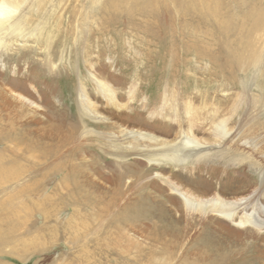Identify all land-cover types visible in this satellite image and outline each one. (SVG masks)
I'll list each match as a JSON object with an SVG mask.
<instances>
[{"label":"bare ground","instance_id":"bare-ground-1","mask_svg":"<svg viewBox=\"0 0 264 264\" xmlns=\"http://www.w3.org/2000/svg\"><path fill=\"white\" fill-rule=\"evenodd\" d=\"M117 1L119 2V0H110L108 9L112 15H106L108 16L106 20L115 23L118 27L125 28L131 25L133 29L136 26L134 24L136 15L133 14L135 12L133 9L128 12L130 15L132 14V17H129V14L124 10L119 14L117 10H120L121 6L116 4ZM165 1L146 0L142 5L144 14H147V29L148 32H152V35L167 39L169 37L175 38V36L181 34L180 32L178 33V28H182L185 34V42L182 41L184 48H188L190 45L194 48L197 47V44L201 45L194 52L196 59L209 60L210 62L212 61L211 63L213 61L223 62V71L227 73L229 70H234L236 65L240 66L242 64L248 65L251 68L261 69L264 64V58H262L263 48L261 49L262 46L258 43L261 39L256 42L258 38L253 39L252 37L253 35L257 36L256 34L262 31L264 27V10L254 14L257 17L256 21L246 31L245 40L247 42L242 49L246 50L248 54H240V56L236 57L237 55L233 54L234 52L228 51V47L224 49L223 46L225 44L221 45L223 47L221 51H227L226 53H218L217 50H211V48L202 45L201 37L193 33V30H198L202 24L198 26L191 20H186L187 23L185 22V25H181L174 20L177 16L178 20L180 17L185 18L192 14L197 16L195 21L211 19L218 24L219 20L224 18L223 16L225 15L221 13L222 10L229 8L226 7V4L232 5V2L236 0H206L205 3L203 0H174V9ZM245 1L247 0H244V2L242 0V3L246 4ZM25 3V0H0V68L5 75V78L0 81V193H2L0 195L4 194L6 196V199L2 198L0 211L3 213L7 212V219L5 217V219L0 218V224L4 225L8 222L11 226L8 229V234H3L0 231V247L19 242L22 243L23 253L28 254V256L35 252H43L46 249L45 245L47 241L44 242L42 239H37L34 242L32 240L31 242L33 243H27L22 238L13 239L23 221L28 222V219L31 218L30 216L41 212L42 223L40 225V220H37V225H40L36 229L37 232H48L52 241L58 242V234L63 238L67 234H71L70 232L73 228L70 223L71 219L77 215L80 216V210L77 207L87 206V215H90L89 212L91 210L92 212L97 211V215L102 220H104V215H108L110 209L113 208L116 212L110 221L100 228L103 235H108L111 230H114L112 231L113 234H110L112 236L109 238H111V246L113 247L110 254L117 258L115 264H139V257L145 259L146 264H155L156 255L164 252L168 255V258L173 257L175 259L178 257L179 250L183 249L181 243L175 244V239L181 237L182 241L185 239L186 245L191 240L194 243L186 252H183L179 256V264H264V247L250 243L229 244L217 240L208 229L209 226L200 228L201 223L198 221V218L201 220L206 216L213 215L221 222L228 223L233 227L248 228L250 233H255L259 236V243H264L263 192L258 193L246 188V186H237L234 181L228 180L224 183L226 186L223 185L224 191L211 193V191L201 190L198 187H195L196 190L187 189V187L185 188L182 185L173 183L170 177H166L165 180V176L160 175L159 178L164 181L165 188L169 192L167 195L162 194L163 191L158 195H154L153 193L145 192L149 188L148 185L154 186L151 182L154 177L152 179L147 178L151 174L152 169L133 170L131 163L122 164L120 162L124 158L135 156L138 157V160L150 164L151 167L156 166L170 169L176 166L175 169L179 168L181 172L188 174L190 173L189 170L193 169L195 171L200 164L201 168H210L209 170L212 171V166H225L229 160L231 161L235 156V148L252 149L255 153L256 151H261L260 153L263 152L264 154V131L263 133H258L259 138L258 136L255 137L257 134L256 130L252 133L246 132L243 129H235L231 126L237 117L235 112L228 115L222 114L219 107L216 106L214 108L199 110L194 107L191 97L186 99L177 98L174 92L177 89L174 88V91L169 93L170 95L165 94L166 96L162 100L161 107L154 106L156 107L154 108L152 105L153 108H149L150 104H148L147 98L141 94L142 81L140 79H136L129 86L127 85L125 94H123L120 88H116V86L101 80L93 74H91V78L99 92L98 95L105 102V107L113 112L110 113V117L98 112L94 103L87 98L84 91L85 88L79 86L76 87L78 110L76 117H65L64 113H61L62 116H56V118L60 117L57 119V122L51 119L44 123L39 118L44 115V110L38 103L39 101H37V95L34 92L36 89L33 87L34 89L32 88L30 89L31 91H27L28 85L24 79L18 81L17 87L11 86L9 84L10 79H8L10 75L7 71V65L10 62L18 60L23 62V65L32 64V58L29 54L27 56V52H29L28 48H13L12 46L13 39L17 38L18 40L22 38L24 28L27 26L25 14H22ZM188 9L191 11L187 14ZM173 10L180 12L172 13ZM163 11L166 14L164 17L162 14L160 15ZM148 13H151V15ZM73 22L70 21L67 24L68 30L72 27ZM23 37H25V34H23ZM220 41L225 40L222 38ZM174 54H176V51H173ZM52 63H49V68L54 67ZM32 65H34V62ZM32 68V66H28L25 70L28 69L27 72H30ZM136 78H139V76ZM169 86L168 88H170ZM29 92L30 96L28 95ZM122 96L124 102H122L123 100L120 102L119 98H122ZM167 97H170V99ZM138 101L139 103L142 102L141 107L148 113L150 119L167 122L178 127L177 140L173 144H168L170 141L167 143L161 137L157 138L151 133L137 129V126L125 112L136 111V109H132L131 107ZM62 110L66 112L65 108ZM135 113H138L137 115L139 116V112ZM87 118L90 121L92 119H104L102 123L93 122L96 123L95 125L99 129L104 130L99 134L96 132L97 135H100L98 140H96L103 146L111 148L109 151L113 152L116 158L122 159L120 161L116 160V164L113 163L115 170L111 173L110 179L113 184L110 182L111 185L104 188V191L108 190L106 194L109 198L107 196H96L87 192L89 184L91 187L94 186L92 180H87L88 165L84 163L85 160L73 163L82 151L87 150V143L91 142L90 140H95L90 137L95 132H87ZM106 132H109L110 135ZM204 135H207V137L205 138ZM119 141L127 142L131 145L126 149L123 148L125 151L120 152L118 148L120 145ZM155 141L162 142L161 149L157 148L155 153L148 151L137 153L136 148L133 147V143ZM116 146L117 148H115ZM245 161L239 160L238 163L233 161V164L231 163L230 166L239 167ZM249 169L255 171L260 181L264 182V166L251 162L249 163ZM116 171H118V174H115ZM59 174L64 177V184L57 186L53 181H56L54 178ZM127 176L128 179L126 180ZM146 178L150 180L148 184L143 183ZM71 180L73 181L72 184L69 183ZM47 183H53L54 185L49 195L47 193V196L43 197L42 193L48 190L49 187L46 186ZM101 188L103 189V186ZM42 198L44 203H41ZM28 204H31V206L28 207ZM61 213L67 215L64 221L66 226L63 227L60 223V231L58 233V231L55 232V227L51 230L50 224L56 223L57 220L59 221ZM154 213H159L157 215L160 217L168 216V219H170L169 226L160 223V226L152 229L147 236L142 235L143 240L136 239L127 234L130 231L139 234V232L135 231L137 230V225H143L146 222L144 219L148 218V215L152 216ZM175 213H178V216ZM92 214L95 213H91L89 218ZM23 216H25V219L22 221ZM115 221L118 225L113 227ZM80 222L81 225L86 224L82 220ZM84 226L85 228L87 227L86 225ZM171 226L174 229H170ZM202 231L206 232L207 235L202 236ZM85 234H87L86 231L80 237L85 239L88 236ZM95 236V244L100 249V236ZM166 238L168 239L166 240ZM77 239L76 236L72 239H66L65 244L60 245L59 248L63 247L62 250L65 254L68 252L70 254L71 249L74 251L71 255H67L69 257L66 260L76 259L75 253H81L85 249L82 246L78 248L75 246L74 249L67 248V245L70 243L77 245Z\"/></svg>","mask_w":264,"mask_h":264},{"label":"rangeland","instance_id":"rangeland-1","mask_svg":"<svg viewBox=\"0 0 264 264\" xmlns=\"http://www.w3.org/2000/svg\"><path fill=\"white\" fill-rule=\"evenodd\" d=\"M25 1L26 3L24 4L22 12L23 15L25 14L24 16L27 19V26H25L23 33L25 34V37H23L22 34V38L18 40L17 38L13 39L12 46L13 48H28L29 52H27V56L29 54L32 58V64L34 62V65H23L24 63L18 60L10 62L9 65H7V71L10 75L8 79H10L9 84L11 86L17 87L16 85L18 81L20 79H24L27 81V91H31L30 89L33 87L36 89L34 92L37 95V101H39L38 103L44 110V115L39 118L44 123L50 121L51 119L54 120V122H57V119L60 117L56 118V116H62L61 113H64L65 117H76V113L78 111L76 87L79 86H83L85 88L84 91L87 98L94 103L98 112L104 114L105 116H109L110 113H113L105 107V102L98 95L99 92L97 91L94 81L91 78V74H93L101 80L116 86V88H120L121 93L123 94H125V89L129 86V84H132L136 79H140L142 81L141 94L147 98L148 104H150L149 108L152 107V105L153 107H161L162 100L166 96L165 94H169L173 92L174 89H177L174 91L177 98L186 99L191 97L194 107L199 110L214 108L216 106L219 107L222 114L228 115L235 112L237 117L234 122H232L233 125L231 124L233 128L239 130L243 129L246 130V132L252 133L256 130L257 134L255 137L258 136V133H263L264 64L261 67L262 70L259 68H251L245 64L240 66L236 65L235 69H232L233 71L229 70L227 73L226 71H223V62L213 61V63L216 64L215 65L209 60H207V62L206 60L203 61L199 58L196 59L194 52L198 49V47H201V45L197 44V47L195 48L191 45V48H184L182 42L185 39V34L183 33L184 29L178 28V33L180 32L181 34H178L175 38L169 37L168 39L164 37L160 38L154 34L152 35V32H148L146 23L147 14L145 15L143 12L144 10L142 9V5L146 0H119L120 3L118 1L116 3L121 6V9L117 10L119 14L123 12V10L126 11L127 14H129L128 12L132 9L135 12L133 14L136 15L134 18V24L136 26L133 27V29L131 25L123 28L116 26L115 23L109 20H106L108 17L106 15H112L108 9V6H110V0ZM203 1L205 3L206 0ZM165 2H168L167 4H169L170 7L172 6V9H174V0H166ZM245 2L246 4L242 3V0H236L232 2V5L227 3L226 7L229 8L222 10L221 13L225 15L223 16L224 18L219 20L218 24L211 19H205L206 21H195L197 16L192 14L185 17L186 19L184 17H180L177 20V16L174 20L181 25H185V22L187 23L186 20H191L198 26L199 24H202L198 30H193V33L201 37L202 45L207 48H211V50H217L218 53H226L227 51L221 50L223 47L224 49L228 47V51L234 52L233 54L238 57L240 54H248L246 50L242 49L247 42L245 40L246 31H248L252 27V24L256 21L257 17H255L254 14L258 11L264 10V0H247ZM166 10L168 11V9ZM189 11L191 10L188 9L187 14ZM140 12H142L143 15ZM164 12L165 11L160 13L163 17L166 15ZM173 12L178 13L180 11L173 10L172 13ZM151 13L148 14L151 15ZM131 15L129 14V17H132ZM70 21L74 22L72 27L68 30L67 24ZM256 35L257 36L253 35L252 38L256 39L257 37L258 40H256V42L261 39L258 43L261 44V49L263 48L262 58H264V27L262 31L258 32ZM176 38L178 39L174 40ZM222 38L225 41H220ZM221 45L224 46L222 47ZM173 51H176V54L173 55ZM181 51L183 52L181 53ZM51 62H53L52 64L54 67L49 68L48 65ZM28 66L33 67L30 72H27L28 69L25 70ZM25 75L27 76L24 77ZM138 76L139 78H136ZM4 78L5 75L2 73V69L0 68V81ZM168 86L170 88H168ZM29 94L30 92L28 95ZM167 98L170 99V97ZM119 99L120 102L121 100L124 102L123 96ZM141 103L138 101L132 105L131 108L136 109V111L125 112L137 126V129L151 133L157 138L161 137V139H164L167 143L170 141L168 144H173V142L177 140V132L179 131L178 127L174 124L150 119L148 113L142 109ZM58 105L62 109L65 108L66 112H64L60 107L58 108ZM57 111L59 112L57 113ZM135 112H139V116L137 115L138 113ZM129 113L133 114L131 115ZM92 120L90 121V119L87 118V132H95L92 136H90L95 140H90L91 142L87 143V150L82 151L81 154L75 158L74 162H72L79 163V161L85 160L84 163L88 165L87 180H92L94 184L93 187H91L90 184L87 186V192L96 196L105 197L107 196L106 192H108V190L104 191V188L108 187L112 183L110 181L111 173L115 170L113 168V163L116 164L118 160L120 161L122 159L116 158L113 152L109 151L111 148L103 146L97 141L100 136L97 134L103 132L104 130L102 131V129H99L95 125L96 123L93 122L97 121L102 123L104 122V119ZM203 123L205 124V122ZM106 133L110 135L109 132ZM200 136L203 137L202 135ZM204 137L206 138L207 135H204ZM209 140L211 139L209 138ZM119 144L118 148L120 149V152L125 151L124 149L130 147L131 145L130 143L128 144L127 142L121 141H119ZM161 145L162 142L158 141L133 143V147L136 148L137 153H145L143 151L155 153L156 149L160 148ZM115 148H117V146ZM121 148L124 149L122 150ZM234 150V158H232L231 161L229 160L225 166H212V171H210V168H201L199 164V167L197 166L198 168H196L195 171L193 169L189 170L190 173L188 174L186 172H181L179 168L175 169L176 166L170 169L156 166L151 167L150 164L138 160V157L135 156L126 159L124 158L120 162H122V164L131 163L133 170H140L143 168L152 169L151 174L147 178L152 179L154 177L151 181L154 186L148 185L149 188L148 190H145V192H150L154 195H158L161 191H163L162 194L166 195L169 192L167 188H165L166 185L164 184V181L159 178L160 175L165 176L164 179L166 177H170L173 183L182 185L185 188L187 187V189L191 188L196 190L198 187L201 190L211 191V193L220 192L225 190L223 187V185H225L224 183L228 180H232L237 186H246V188H249L250 190H254L258 193H264V182L260 181L259 176L255 171L249 169V163L251 162L264 166L263 152L260 153L261 151H256L255 153L252 149L244 150L239 148H235ZM239 160L246 161L239 167H235L233 165V167L230 166L231 163L233 164V161L238 163ZM115 174H118V171H116ZM147 178L143 183L148 184L150 182ZM54 179L56 180L53 181L55 185L58 186L64 184V177L62 175L59 174ZM127 179L128 176L126 180ZM72 182L73 181L71 180L69 183L72 184ZM53 183L46 184V186L49 187L48 190L44 191H47L46 193H42L43 197L47 196V193L49 195L54 185ZM102 186L103 189L101 188ZM3 196L4 194L0 195V203L3 199H6V196ZM107 198L109 197L107 196ZM41 203H44L43 198ZM27 206L30 207L31 204H28ZM77 209L80 210V216L77 215L71 219L70 223L73 227L70 232L71 234H67L65 238L59 236L60 234H58V242L52 241L48 232H37L36 229L42 223L41 212L34 213L33 216H30L31 218H29L30 220L28 219V222H25V216H23V219H21L24 221L21 227H18V230L16 229L17 232L15 233V237H13V239L22 238L27 243H33L34 241H37V239H42L44 242L47 241L45 245L46 249L43 252H35L28 256V254L23 253V248L21 246L22 243L16 242L8 246H2L0 247V264H115L117 262L115 261L117 258L115 256H111L110 254L113 247L111 246V238H109L112 236L110 234H113L112 231L114 230H111L108 235H103L101 232L102 230L100 229L104 224L110 221L111 217L116 213L115 210L113 208L110 209L108 215H104V220H102V218H99L97 215V211L92 212V210L89 214H95H92L89 218L90 215H87V206L77 207ZM4 213L0 211V218L5 217L7 219V212ZM63 213L59 216V221L57 220L56 223L53 222L50 224V227H52L51 230L55 227V232L58 231L59 233V224L61 223L63 227L66 226L64 221L67 215H63ZM51 214L55 216L53 213ZM157 214L159 213H154L152 216L148 215L149 217L144 219L146 222L143 223V225H137V230L135 231L139 232V234L131 231L127 234L136 239L139 238V240H143L142 235L147 236L152 229H156L157 226L159 227L160 223L168 225L170 222L168 216L160 217ZM175 215L178 216V213H175ZM94 216H96L95 219ZM37 220H40V225H37ZM81 220L86 224L81 225ZM198 221L201 223L200 228L208 225V229L211 233H213L214 238L217 240L224 241L229 244L250 243L258 244L260 247H264V243H259V236L255 233H250L248 228L233 227L228 223L221 222L213 215L206 216L201 220L198 218ZM84 225L87 227L85 228ZM115 225H118L116 221L114 222L113 227H115ZM90 227L91 229H89ZM10 228L11 226L8 222L4 225L0 224V231L3 232V234H8V229ZM170 229H174V227L171 226ZM85 231L87 233L85 235L88 236L84 239L80 236ZM95 235L100 236V249H98L95 244ZM204 235H207V233L202 231V236ZM75 236L78 238V244H66L67 248L74 249L75 246L77 248L82 246L85 249H83V252L81 253H75L76 259L66 260L68 259L67 257H69L67 255H71L74 251L69 249L71 251L70 254L69 252L65 254L62 250L63 247H59L60 245L65 244L66 239H72ZM167 239L168 238H166V240ZM32 240L33 242H31ZM184 240L182 241V237L175 239V244L181 243V246L183 247V249L179 250L177 258H168V255L164 252L156 255L154 260L155 264H179V256H181L183 252H186V250H188L194 243L193 240H191L188 245H186ZM145 262V259L140 257L138 258L139 264H146Z\"/></svg>","mask_w":264,"mask_h":264}]
</instances>
